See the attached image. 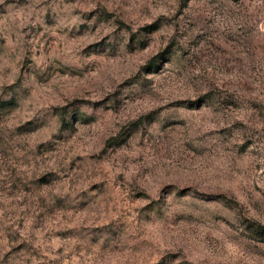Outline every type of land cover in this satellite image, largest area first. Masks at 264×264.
I'll return each instance as SVG.
<instances>
[{
	"label": "rangeland",
	"instance_id": "1",
	"mask_svg": "<svg viewBox=\"0 0 264 264\" xmlns=\"http://www.w3.org/2000/svg\"><path fill=\"white\" fill-rule=\"evenodd\" d=\"M0 264H264V0H0Z\"/></svg>",
	"mask_w": 264,
	"mask_h": 264
}]
</instances>
